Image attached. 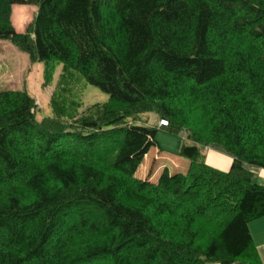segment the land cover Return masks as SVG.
Here are the masks:
<instances>
[{"label": "trees", "instance_id": "trees-1", "mask_svg": "<svg viewBox=\"0 0 264 264\" xmlns=\"http://www.w3.org/2000/svg\"><path fill=\"white\" fill-rule=\"evenodd\" d=\"M12 6L37 9L23 33ZM0 40L62 65L51 117L0 92V264H255L264 185L244 165L264 170V0H0ZM74 80L107 101L69 122ZM157 131L186 132L188 167L137 178Z\"/></svg>", "mask_w": 264, "mask_h": 264}, {"label": "rangeland", "instance_id": "rangeland-1", "mask_svg": "<svg viewBox=\"0 0 264 264\" xmlns=\"http://www.w3.org/2000/svg\"><path fill=\"white\" fill-rule=\"evenodd\" d=\"M36 11L37 9L32 6H12L10 21L14 30L23 33L35 16ZM61 70L62 65L57 62H52L49 70L43 63H31L28 56L17 50L9 41L0 40V92L5 90L27 92L35 100V117L37 120L53 115L54 110L50 106V101L52 95L58 90L57 84H59ZM83 84L74 80L71 88L66 89L67 95L64 92L70 101L79 105L76 113H70V111L67 113L65 110L61 112L69 122L73 119L71 116L77 119L85 109L107 101L105 94L94 87ZM137 117V122L146 124L151 128L159 127V119L153 113L141 114ZM186 135V132H180L177 137H174L157 131L155 138L158 148L149 150L145 159L144 170L142 171L143 164H141L136 177H140L142 173L141 179L151 176L153 180L155 174L159 173L163 167H166L171 173L175 170L183 172L188 167V161L180 158L178 152L182 142L186 139ZM211 147L213 146L203 147L202 153L204 150L212 149Z\"/></svg>", "mask_w": 264, "mask_h": 264}, {"label": "crops", "instance_id": "crops-1", "mask_svg": "<svg viewBox=\"0 0 264 264\" xmlns=\"http://www.w3.org/2000/svg\"><path fill=\"white\" fill-rule=\"evenodd\" d=\"M211 148L207 151L204 150L205 164L220 172L228 171L232 158L220 148ZM244 168L253 175L255 183L264 185V170L247 165H244ZM248 231L256 254L255 264H264V217L250 222L248 224Z\"/></svg>", "mask_w": 264, "mask_h": 264}, {"label": "built area", "instance_id": "built-area-1", "mask_svg": "<svg viewBox=\"0 0 264 264\" xmlns=\"http://www.w3.org/2000/svg\"><path fill=\"white\" fill-rule=\"evenodd\" d=\"M159 126L167 127V122L164 121V120H160V121H159ZM232 264H237V263H232Z\"/></svg>", "mask_w": 264, "mask_h": 264}]
</instances>
